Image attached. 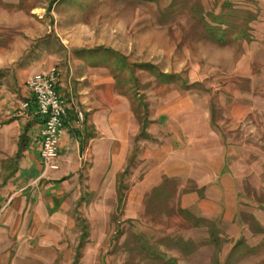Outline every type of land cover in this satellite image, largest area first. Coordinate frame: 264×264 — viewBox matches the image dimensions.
I'll return each instance as SVG.
<instances>
[{"label": "rangeland", "instance_id": "rangeland-1", "mask_svg": "<svg viewBox=\"0 0 264 264\" xmlns=\"http://www.w3.org/2000/svg\"><path fill=\"white\" fill-rule=\"evenodd\" d=\"M77 59L137 107L136 152L97 209L56 210L34 237L0 228V264H264V0H0V78ZM186 95L198 168L160 177L146 129Z\"/></svg>", "mask_w": 264, "mask_h": 264}, {"label": "crops", "instance_id": "crops-1", "mask_svg": "<svg viewBox=\"0 0 264 264\" xmlns=\"http://www.w3.org/2000/svg\"><path fill=\"white\" fill-rule=\"evenodd\" d=\"M73 62L65 68L63 63L55 65L61 74L58 90L68 108L55 171H44L39 138L43 121L26 86L32 75L48 68L36 62L22 75L0 78V228L10 229L11 239L19 227L26 229V235L28 227L32 228V236L33 229L55 224L62 217L56 210H70L77 201L97 209L99 199L117 193L116 178L126 171L136 152L142 124L131 98L120 93L108 67L85 59ZM23 101L31 103L26 113L21 110ZM77 109L85 114L83 123L77 121ZM189 111L190 95L181 101L177 96L155 112L161 122L146 129L150 134L155 128L154 157L160 177L189 179L190 171L198 168L190 162L189 125L178 120L185 114L186 122L190 121ZM163 116L170 121L163 123L167 121ZM199 168L209 170L211 166ZM96 191L98 197L91 201ZM84 192L88 202L82 200ZM200 201L204 199L197 198L196 203ZM4 232L0 230V235Z\"/></svg>", "mask_w": 264, "mask_h": 264}, {"label": "built area", "instance_id": "built-area-1", "mask_svg": "<svg viewBox=\"0 0 264 264\" xmlns=\"http://www.w3.org/2000/svg\"><path fill=\"white\" fill-rule=\"evenodd\" d=\"M60 70L53 66L46 71L32 75L26 83L27 89L33 94L37 114L43 121L40 131V158L44 171H55L59 168V145L64 135L65 122L68 116L66 101L58 90ZM29 101L21 103V110L26 113L30 108ZM78 123H83L85 114L80 109L76 110Z\"/></svg>", "mask_w": 264, "mask_h": 264}]
</instances>
